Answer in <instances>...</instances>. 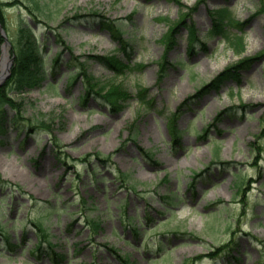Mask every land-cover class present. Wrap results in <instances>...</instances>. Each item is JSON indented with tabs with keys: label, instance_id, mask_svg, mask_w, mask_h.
<instances>
[{
	"label": "rangeland",
	"instance_id": "1",
	"mask_svg": "<svg viewBox=\"0 0 264 264\" xmlns=\"http://www.w3.org/2000/svg\"><path fill=\"white\" fill-rule=\"evenodd\" d=\"M0 1L11 4L6 15L12 36L22 19L34 23L41 46L48 34L42 46L48 52L46 82L15 95L23 98L28 120L13 125L15 112L7 109L0 135V174L13 183L0 190L7 196L0 220L9 222L16 244L10 249L0 236V264H50L33 250L39 234L31 222L46 226L55 250L67 257L63 264H122L106 244L136 264H264V0H40L41 12L32 0ZM222 6L226 21L237 19L243 32L237 24L222 36L208 34L211 11ZM95 10L121 22L129 57L116 50L123 42L75 17ZM64 21L66 46L54 74L51 60L60 51L55 33ZM180 21L185 24L169 45ZM189 25L207 49L198 40L189 52ZM113 53L142 67L117 77L123 67L110 71L94 61ZM254 57L241 86L199 94L227 66ZM83 60L85 74L99 85L120 86L130 96L119 110L96 91L83 103L85 75L67 84L69 69L82 72ZM42 121L52 131L31 129ZM172 126L182 133L176 148ZM97 153L111 156V163H101ZM92 218L101 221L97 235L87 222Z\"/></svg>",
	"mask_w": 264,
	"mask_h": 264
},
{
	"label": "trees",
	"instance_id": "2",
	"mask_svg": "<svg viewBox=\"0 0 264 264\" xmlns=\"http://www.w3.org/2000/svg\"><path fill=\"white\" fill-rule=\"evenodd\" d=\"M35 8L37 10H42V8L39 6V1H34ZM96 15V14H95ZM5 11L3 8V5L0 3V22L6 29V17H5ZM99 17V24L101 28L107 29L114 33L115 39L122 40L121 37L116 36V33H120V30L115 27V24L112 23L109 20H106L102 16ZM216 17V15L214 16ZM225 16L223 14H219L218 18L214 20V29L211 30L210 34H222L224 30V25H222V22L224 20ZM218 20V22H217ZM190 33L193 38H195L196 33L193 28H191ZM5 39L0 33V56H1V46L4 43ZM57 41L61 44H63L62 40L59 38ZM38 43V39L36 36H34V30L32 26L26 22L23 21L20 23L18 27V36L15 42H13V49L11 50V55L14 57V63L11 69V75L7 81L0 86V135L4 134L6 132V124L8 122L7 117V109L12 110L15 112V115H13L9 121L13 125H20V122H25L28 120V118L25 119L23 116L24 109H25V102L23 98H15L14 95H20L25 93L26 91L34 90L38 87H41L43 85V82L46 79V71L45 68L46 64V58L44 57L43 53L39 50L38 46L36 44ZM125 51V48H124ZM126 53V51H125ZM60 55L57 56V58L54 59L53 65H58V62L60 60ZM101 65L114 70L119 71V69L122 67H126L124 63H121L117 58L113 57H97L96 59ZM253 59L250 60H243L235 65H232L230 67H227L224 71H222L219 75H217L210 83L203 89V92L206 91L207 88L209 89H220L223 85L226 84L228 81H235L237 83H240V78L242 75V72L246 69V65L251 63ZM73 78H70V81ZM88 83H89V89L91 87V90L94 89L93 84V78L89 75L87 76ZM87 91V95L83 97V100H87V96L91 93V90ZM100 91H104L105 87H100ZM102 95V94H101ZM118 95H125L126 93L122 88H119V86H113L112 89H109L107 93L104 95V98L110 102L113 106L115 103H118V101L125 96H122L121 98L118 97ZM46 122H41L39 127H37L33 124H31V129L33 128H43L44 130L52 131L51 124H45ZM178 134L174 132V137L176 140L178 139ZM98 156H101L100 154H97ZM7 185H11L10 182L4 180L2 176L0 175V188L4 189ZM18 187V189L23 192L22 188L18 185H15ZM4 192V191H3ZM2 192V193H3ZM5 198H2V200ZM95 222V229H98L100 224L97 221L92 220ZM4 224L0 222V234L4 235L6 237L5 241L8 243V245L13 248L14 245L11 243V238L9 235H5V228L3 227ZM34 226L39 232V235L41 236L40 242L35 246V250H38L41 252V255H45L49 257L51 262L53 264H63V262L66 259V256L64 254L58 253L54 250V246L52 242L48 239V231L47 229L41 224V223H35ZM47 244V246H44V244ZM42 250H44L42 252ZM110 251L118 257V259L123 264H133L129 260V258L123 256L118 250H114L113 248L110 249Z\"/></svg>",
	"mask_w": 264,
	"mask_h": 264
},
{
	"label": "water",
	"instance_id": "3",
	"mask_svg": "<svg viewBox=\"0 0 264 264\" xmlns=\"http://www.w3.org/2000/svg\"><path fill=\"white\" fill-rule=\"evenodd\" d=\"M11 65H12V62H10L8 64L6 62L3 63V67H2L3 75L0 76V84H2L5 81L6 76L4 75V73H5V71L6 72L9 71Z\"/></svg>",
	"mask_w": 264,
	"mask_h": 264
},
{
	"label": "bare ground",
	"instance_id": "4",
	"mask_svg": "<svg viewBox=\"0 0 264 264\" xmlns=\"http://www.w3.org/2000/svg\"><path fill=\"white\" fill-rule=\"evenodd\" d=\"M2 74L0 73V76H1Z\"/></svg>",
	"mask_w": 264,
	"mask_h": 264
}]
</instances>
